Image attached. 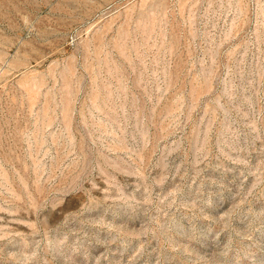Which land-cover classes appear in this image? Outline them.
Masks as SVG:
<instances>
[{
  "label": "rangeland",
  "instance_id": "rangeland-1",
  "mask_svg": "<svg viewBox=\"0 0 264 264\" xmlns=\"http://www.w3.org/2000/svg\"><path fill=\"white\" fill-rule=\"evenodd\" d=\"M0 264H264V0H0Z\"/></svg>",
  "mask_w": 264,
  "mask_h": 264
}]
</instances>
